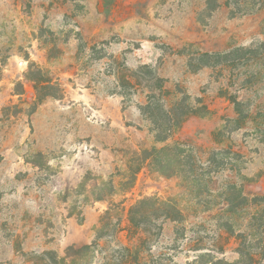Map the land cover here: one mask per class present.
<instances>
[{
    "label": "rangeland",
    "instance_id": "374dc122",
    "mask_svg": "<svg viewBox=\"0 0 264 264\" xmlns=\"http://www.w3.org/2000/svg\"><path fill=\"white\" fill-rule=\"evenodd\" d=\"M259 47L264 52V0H0V264L111 262L119 247L133 246L120 230L145 197L175 202L186 228L177 242L175 223H163L160 237L146 228L145 255L184 264L201 249L237 260L218 191L236 182L249 198L264 196V59L247 53L200 69V56ZM31 64L60 86V98L35 104L33 80L43 79H29ZM158 85L173 96L168 104L181 103L177 114L198 112L164 143L141 111L162 97ZM232 96L249 108L241 129L229 122ZM174 143L191 152L212 193L197 195L181 176L148 164L129 183L134 152ZM239 220L238 229L252 222ZM99 235L93 253L66 257L68 246Z\"/></svg>",
    "mask_w": 264,
    "mask_h": 264
},
{
    "label": "trees",
    "instance_id": "16d2710c",
    "mask_svg": "<svg viewBox=\"0 0 264 264\" xmlns=\"http://www.w3.org/2000/svg\"><path fill=\"white\" fill-rule=\"evenodd\" d=\"M212 1L213 0H208V3ZM214 2L217 3V0H214ZM261 48L259 47L252 52H248V50L244 48H236L227 53H203L200 56L202 61L200 69L205 66L234 63L235 61L246 58L247 53H252L254 59L261 61L264 59V52H262ZM141 69L146 70L145 73L150 79L154 78L153 72L147 66ZM28 74L29 79L30 75H36L43 79L40 82L33 80V89L37 95L36 105L42 102L45 97L60 98L62 96L60 86L53 84L41 69L35 67V64H31ZM156 81L159 82L160 80L156 79ZM158 89L161 91L162 97L157 101H154V99L148 100L146 104L142 106L141 111L143 115H149V118L155 126L151 131L155 135L156 142L164 143L170 138L173 130L180 127L183 119L187 115L198 112H192L195 111L193 109L177 114L176 110L180 108L179 106L181 104L179 100L175 98L168 104L167 100L173 96L168 90H165L162 85H158ZM230 99L234 106L236 116L229 122L232 123L236 129H241L250 116L249 108L235 96H232ZM180 102L184 103L185 101ZM202 109L207 112L205 106ZM144 164L153 166L157 172L167 177L181 176L183 180L193 188L199 189L200 192L197 195L202 194V189H205L208 193H212L209 189L203 169L196 162L191 152H186L178 143L161 147H156L154 145L149 149L134 152L128 169L130 173L129 183L134 181L136 174ZM231 171L235 172L232 168ZM237 173L243 179H246V177L241 174L240 170H238ZM81 187H83V185H81ZM218 197L220 198L221 218H224L222 228L230 237H234L238 241L236 248L238 259L233 262H228L222 258L216 257L211 252L195 249L194 251L198 254L194 256L191 261H187L184 264H255L259 258L264 257V214L259 212L260 207H264V196H253L249 198L242 184L238 185L236 182H228L221 186L218 191ZM252 207H257L256 213L251 214L249 212ZM108 214L109 212L107 210L105 216H108ZM245 215H251L252 222L245 228L238 229V227H242V224L239 225L237 223L240 221L239 219ZM167 221L176 224L175 242L182 239L184 240V238H186V228L183 226L185 218L175 202L167 199L162 200L157 197H145L136 201L128 208L126 212V226L120 230L121 232L124 231L126 237L129 239L133 238L135 242L131 247L127 245L119 247L117 255L113 256L111 262H107L106 264H165L163 255L154 257L150 252L148 255L142 252L146 242L142 234L144 231L148 230H146V228L154 226L158 230L157 236L160 237L163 232V223ZM100 237L99 235L91 244L68 246L66 248V257L83 259L90 253H93L100 245L98 242ZM149 257L150 259H148Z\"/></svg>",
    "mask_w": 264,
    "mask_h": 264
}]
</instances>
